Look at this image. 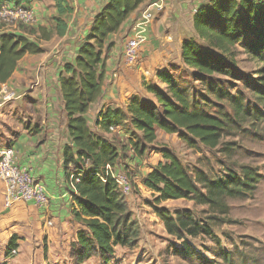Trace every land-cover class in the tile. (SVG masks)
Listing matches in <instances>:
<instances>
[{"label": "trees", "instance_id": "1", "mask_svg": "<svg viewBox=\"0 0 264 264\" xmlns=\"http://www.w3.org/2000/svg\"><path fill=\"white\" fill-rule=\"evenodd\" d=\"M31 1L0 0V6L4 3L14 7L28 6ZM147 1L109 0L93 17L73 62L66 63L57 78L69 138L62 153V167L72 200L71 215L85 229L76 235L77 249L72 252L76 264L93 257L108 264L116 246L132 247L138 238V227L131 221L124 195L105 172L106 166L122 169L119 150L105 135L122 131L129 123V150L138 157L144 154V145L156 141L157 131L177 135L189 148L214 150L223 137L241 127L238 120L249 113L244 96L239 92L231 94L222 86L217 87L216 97L232 106L233 116L200 112L195 109V102L187 90L179 88L176 78L162 72L157 74V81L166 87V93L153 84L142 82L143 91L151 95L155 103L133 95L123 109L107 107L100 111L95 128L91 129L86 115L103 93L106 55L114 47L108 38L117 34ZM54 5L57 16L53 18V30L62 37L67 31L63 17L72 10L66 0H54ZM192 27L197 39L182 42L183 65L194 71L201 82L213 76L238 80L237 58L241 50L256 65L250 92L259 103H264V0H209L194 13ZM26 29L22 28V34H15L5 32L0 24V88L25 56L43 53L38 43L29 37L36 36L43 41L51 37V32L44 27L30 28L27 32ZM208 85L212 88L210 81ZM135 134H139L137 141L132 137ZM161 155L164 161L157 164L144 182L154 194L156 204L189 200L225 214L224 200L250 197L260 179L257 171L248 166L242 167L239 174L228 169L224 176L211 179L199 170L190 173L168 150H161ZM71 174L79 175L78 181L72 182L73 190L69 188ZM155 214L167 234L181 242V248H174L176 256L207 263L187 238L203 236L219 245L208 222L196 220L188 210L170 214L164 208H155ZM16 239V236L11 237L9 253L16 249ZM219 255L223 261L227 260L222 250Z\"/></svg>", "mask_w": 264, "mask_h": 264}, {"label": "rangeland", "instance_id": "2", "mask_svg": "<svg viewBox=\"0 0 264 264\" xmlns=\"http://www.w3.org/2000/svg\"><path fill=\"white\" fill-rule=\"evenodd\" d=\"M155 1L152 0L150 3ZM164 1L162 0L163 3ZM208 1L202 3L200 7L206 5ZM180 2L182 0H178V3ZM47 4L50 13L54 6L53 0H48ZM194 9L196 7H187L180 17L177 16L179 15L177 11L168 10L169 19L164 23L158 37L154 39L159 52L168 55L167 65L156 69L146 83L153 84L166 93V87L160 82H156L157 74L162 72L171 74L176 78L179 88L187 90L195 102L196 110L212 115L226 113L231 117L234 114L232 106L216 97L217 87L222 86L231 94L238 92L242 94L245 104L249 105V113L238 120L241 127L232 130L230 135L223 137L220 145L214 150L192 149L177 135L157 131L156 141L144 145V154L142 157H138L129 150L128 138L131 136L129 123L124 127V130L104 136L113 143L121 155L122 169L117 170L128 181L129 193L123 195L131 221L135 222L138 227V238L135 245L132 247L116 246L108 264H264V103H259L250 92V88L254 84L256 65L239 50L238 80L233 81L225 77L213 76L204 79V82L199 81L194 71L183 65L180 56L182 42L197 39L192 27V17L196 12ZM152 14L154 17L155 12L153 11ZM174 16H177L178 19L176 20ZM46 23L43 26L52 30L54 23L51 16H48ZM0 24L3 27L7 24L6 28H3L5 32L23 33L22 28L24 29V27H20L21 25L12 24L9 21ZM36 27L38 24L35 18L34 22L27 26V29ZM133 31L134 26H130L129 29L122 32L120 37L111 40V43H114L113 48L117 47L120 51L119 59L120 57L122 59L123 46L126 39L132 36ZM149 31L150 28L142 52L148 44H151ZM29 39L37 42L38 45L42 44L44 46L42 49L45 52L56 47L62 48L63 45V42H51L50 40L41 43L36 36H31ZM83 40L84 38L74 41L68 49L72 54H62L60 58L55 57V61H50V58L54 59V57H48L50 63L48 65L45 61H41L43 56H38V58H34L35 60L26 57L20 61L16 73L8 80V84L1 86L0 150L11 148L14 138L23 131H27L29 134L41 132L48 121H54L60 128L66 127L65 114L61 109V101L58 99V92L54 86H56L55 81H57L59 69L67 62H73L74 54ZM139 61L140 57L137 66H139ZM54 63H57L56 70L51 65ZM126 69L132 68L126 67ZM44 79L50 81L51 87L40 86ZM208 80L211 82L212 88L211 85H208ZM138 97L145 102L155 103L152 96L145 92ZM48 98H50V102ZM99 108L100 111L104 109L101 105ZM96 111L97 109H92L86 118L92 126H94L97 117ZM132 137L137 141L139 134ZM163 149L176 156L183 167L192 174L199 170L211 179H218L224 176L228 169L239 174L242 167L248 166L257 171L260 179L250 197L226 198L224 200L227 207L225 214L211 211L207 207L189 200H168L156 204L154 194L144 185V182L157 164L164 161L161 155ZM72 170V167H69L71 173ZM63 177L62 173L61 178ZM0 183L4 186L1 181ZM3 201L0 210V264H76L72 257L73 250L77 249L76 235L85 229L73 219L71 210H69L65 222L56 229V233L49 236L50 229H54L50 217L45 219L40 228H34L32 221L22 218V216H30L27 210H9L11 207L6 205L5 194ZM155 208H164L170 214L188 210L196 220L208 222L211 225L213 233L219 240V245L203 236L195 239L187 238L188 243L207 263L174 254V248H181V242L167 234L162 221L155 214ZM19 213L22 215L19 216ZM52 216L56 217L55 214ZM3 221L9 223H2L1 226ZM12 236L17 238L15 254L12 253L13 250L10 253L8 251V244ZM220 250L227 255L226 261L220 257ZM82 264H103V262L99 257H93Z\"/></svg>", "mask_w": 264, "mask_h": 264}, {"label": "crops", "instance_id": "3", "mask_svg": "<svg viewBox=\"0 0 264 264\" xmlns=\"http://www.w3.org/2000/svg\"><path fill=\"white\" fill-rule=\"evenodd\" d=\"M47 1L48 0H32L27 7L33 12L38 27H44L47 32H51L49 40L51 42H63L62 48L56 47L57 49L53 48L45 52L42 49L44 46L41 44L39 45V47L43 50L41 55H27L22 60L26 57H31L32 60H35L38 56H43L41 61H45L46 65H48L50 64L48 57H54V59L50 58V61H55V57L60 58L62 54H72L68 49L72 46L74 41L82 40L84 38L89 30L93 17L107 4L109 0H66L67 5L72 12L63 17V20L66 22L67 31L62 37H58L54 33V26L52 30H48L45 26H43L47 24L46 22H48V16H51L52 22L53 18L57 16L55 5L51 8V12L49 13L50 10L47 7ZM151 1L152 0H148L145 4L139 7V9L134 12L121 26L117 34L109 36L108 41L111 42L113 38L120 37L122 32H125L130 26H134V23L139 18L142 10L146 9ZM157 1L158 0L155 2ZM206 1L207 0H182V2L178 3V0H165L161 10H154L155 14L153 22L149 27L151 44H148L146 49L142 52V54H140L139 66L135 69H126L121 57L119 59V49L117 47L111 49L106 55L107 60L105 64L103 93L98 101L90 106L86 118L91 113L92 109H97L96 113L98 115L100 112L99 105L104 107L103 110L107 107L123 109L131 96L141 95L144 92L142 89V82L148 81L150 76H153L156 69H161L167 65L166 62L168 55L164 52H159L156 48L154 39L158 37L159 33L162 31L161 28L164 26V23L168 21V12L170 10H175L177 11V14H179L177 16L180 17L184 14L187 7H196L194 10H197L200 5ZM177 16H174L176 20L178 19ZM39 42L42 43L44 41L39 40ZM76 53L77 51L75 54ZM51 65L55 68L57 63ZM17 69L14 73H16ZM62 70L63 67L59 69V74ZM41 83L42 84H40V86L42 87H51L48 79H44ZM55 85V90L58 92V99L61 101V109H63L58 81H55ZM49 100L50 98H48V101ZM91 122L93 123V121ZM88 125L91 129L95 128L89 123ZM68 143L69 138L67 136L66 127L60 128L54 123V121H48L46 126L39 133L29 134L27 131L21 132L14 138L11 145V148L15 151L16 163L21 168L27 170L38 183L45 186L44 189L49 198V204L45 207H36L35 204L31 202H17L9 206L11 207L9 210H27L30 213V216H22V218L32 221L34 223V228H40L41 225L44 224L45 219L50 217L51 222L54 225V229H50L48 232L49 236H53L56 233V229L58 226H61L63 222H65V219L69 215V210L72 208L71 196L68 192L69 189L65 181V175L61 178V174H64L62 167V153L64 147ZM1 185L2 184L0 183V210L2 202H4V186ZM20 214L21 213H19V216ZM52 214H55L56 217H53ZM5 222L7 223L8 221L1 222V226L3 225L2 223Z\"/></svg>", "mask_w": 264, "mask_h": 264}, {"label": "built area", "instance_id": "4", "mask_svg": "<svg viewBox=\"0 0 264 264\" xmlns=\"http://www.w3.org/2000/svg\"><path fill=\"white\" fill-rule=\"evenodd\" d=\"M162 6V0L152 2L140 13L139 18L134 23L132 36L126 39L123 46L122 62L125 67L135 68L137 66L140 53L148 39L149 27L153 22L152 13L154 10H161ZM34 20V14L27 6L14 7L8 3L0 6V23L4 24L9 21L12 24L27 27ZM5 26L7 24L3 28H6ZM110 131L114 132L112 128ZM15 157V151L12 148L0 150V181L5 187L6 205L11 206L17 202H32L37 207L47 206L48 196L44 186L38 183L27 170L21 168L15 162ZM105 172L113 179L121 193H129L128 181L125 176L119 174L117 168L106 166ZM78 179L79 175H70L69 188L71 190H73L72 182H77ZM48 224L51 223L48 222ZM12 253L15 254L16 251L13 250Z\"/></svg>", "mask_w": 264, "mask_h": 264}]
</instances>
